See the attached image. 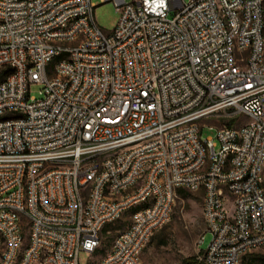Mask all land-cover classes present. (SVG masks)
Listing matches in <instances>:
<instances>
[{"label":"built area","instance_id":"2783aa9c","mask_svg":"<svg viewBox=\"0 0 264 264\" xmlns=\"http://www.w3.org/2000/svg\"><path fill=\"white\" fill-rule=\"evenodd\" d=\"M102 1L112 31L92 0H0V264H81L125 215L100 264H140L179 190L203 192L193 264H240L264 247V0Z\"/></svg>","mask_w":264,"mask_h":264},{"label":"rangeland","instance_id":"374dc122","mask_svg":"<svg viewBox=\"0 0 264 264\" xmlns=\"http://www.w3.org/2000/svg\"><path fill=\"white\" fill-rule=\"evenodd\" d=\"M96 5L95 17L98 24L106 31H112L118 23L120 13L116 10L113 2H103L102 0H92ZM171 12L170 17L173 16ZM42 86L33 84L30 87V95L36 100L42 98L40 91ZM222 119L206 118L201 121L204 125L202 138H214L217 141V128ZM210 126H213L212 128ZM217 149L219 146L216 147ZM231 208V205H228ZM125 215L122 220L115 223L110 229V233L104 236L100 252L94 253L89 257L86 253H81V264H100L101 258L110 247L111 241L117 230L128 222ZM204 231L203 217V192L202 190L190 191L183 190L178 193V198L174 207L171 220L158 230L149 240L144 248L140 264H182L189 258H194L205 249L210 241V235H206L205 242L199 246V240ZM251 253L264 256V247L256 249ZM240 264H251L249 259L242 258Z\"/></svg>","mask_w":264,"mask_h":264},{"label":"trees","instance_id":"16d2710c","mask_svg":"<svg viewBox=\"0 0 264 264\" xmlns=\"http://www.w3.org/2000/svg\"><path fill=\"white\" fill-rule=\"evenodd\" d=\"M10 73V69H5L0 72V80H2L6 75ZM229 125H232V123H229ZM183 190H179V194H181ZM115 224V223H114ZM114 224H110L105 228V231L110 230ZM243 259L246 261V259L250 261L251 264H264V256L258 255L255 253H247ZM195 262L194 258H189L185 260L182 264H193Z\"/></svg>","mask_w":264,"mask_h":264}]
</instances>
